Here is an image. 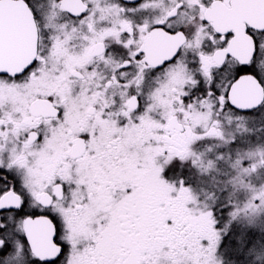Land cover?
<instances>
[{"label": "snow or ice", "instance_id": "obj_1", "mask_svg": "<svg viewBox=\"0 0 264 264\" xmlns=\"http://www.w3.org/2000/svg\"><path fill=\"white\" fill-rule=\"evenodd\" d=\"M0 264H264V0H0Z\"/></svg>", "mask_w": 264, "mask_h": 264}]
</instances>
